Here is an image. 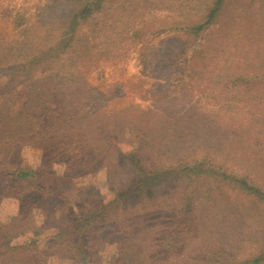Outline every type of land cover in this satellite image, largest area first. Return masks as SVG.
<instances>
[{"label":"rangeland","instance_id":"1","mask_svg":"<svg viewBox=\"0 0 264 264\" xmlns=\"http://www.w3.org/2000/svg\"><path fill=\"white\" fill-rule=\"evenodd\" d=\"M86 1L61 0L60 6L57 0H0V40H19L31 23L47 32L40 39L46 43L63 26L62 15ZM214 3L102 0L95 17L79 27L82 55L68 52L66 60L82 65L80 72L99 93L105 112L126 122L119 128L121 152L154 142L155 149L144 155L154 166L190 160L264 189V0H223L207 25ZM48 11L61 17L46 20ZM200 25L203 31L194 34ZM22 161L25 168L38 169L41 153L27 147ZM54 169L63 176L62 165ZM129 175L126 166L119 168L111 188L105 171L90 174L76 179L68 195L82 203L108 201ZM195 179L169 181L160 190L161 199L147 207L148 229L116 234L123 227L119 220L104 225L87 262L70 247L46 245L59 225L48 218L56 203L35 210L17 242L40 241L42 264H248L264 250V204L234 186ZM17 214L18 202L5 198L0 222ZM128 231L135 240L125 237Z\"/></svg>","mask_w":264,"mask_h":264},{"label":"trees","instance_id":"2","mask_svg":"<svg viewBox=\"0 0 264 264\" xmlns=\"http://www.w3.org/2000/svg\"><path fill=\"white\" fill-rule=\"evenodd\" d=\"M57 1L60 5L61 0ZM101 2L87 0L62 17L59 11H48L46 20L61 17L63 26L46 43L41 40L44 34L47 38V32L31 23L22 30L19 40L12 43L0 40V205L5 198L18 202L17 216L7 223L0 222V264H42L41 242L19 244L17 239L34 211L43 212L50 203L59 207L48 209V218L59 225L53 229L52 241L45 240L46 245L70 247L83 262H87L90 248L97 243V232L104 225L119 220L123 227L115 229L116 234L131 227L148 229L147 207L161 199L160 190L169 181L211 178L264 204V189L247 178L220 174L213 167L192 164L190 160H177L170 167L154 166L150 159L145 162V152L155 149L154 142L139 144L130 152L120 151L119 128L126 122L119 120L118 113L111 116L105 112L99 93L80 72L82 65L66 60L68 52L82 55L84 44L78 39L79 27L95 17L102 8L96 5ZM222 3L223 0H215L207 25L220 12ZM201 31V25L192 30L196 35ZM65 65L67 71L63 72ZM27 147L41 153L38 169L23 166L22 151ZM57 164L63 166V176L56 174ZM122 166L130 170V175L127 180L118 181L110 200L97 203L70 200L68 192L74 191L76 179L105 171L110 187L114 188L115 175ZM192 195L188 193V198ZM46 229L42 227L41 231ZM133 231H128L125 237L134 238ZM135 243L140 247L145 244L139 238ZM247 262L264 264V250Z\"/></svg>","mask_w":264,"mask_h":264}]
</instances>
